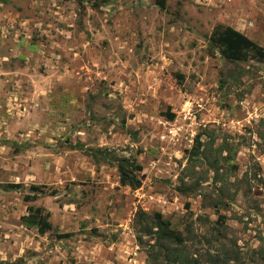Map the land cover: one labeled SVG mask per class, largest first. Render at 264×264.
<instances>
[{
    "label": "rangeland",
    "instance_id": "1",
    "mask_svg": "<svg viewBox=\"0 0 264 264\" xmlns=\"http://www.w3.org/2000/svg\"><path fill=\"white\" fill-rule=\"evenodd\" d=\"M219 25L264 48V0H0V264H148L141 209L219 228L264 264V63L222 59ZM204 130L235 149L223 184L189 167ZM97 149L136 158L142 186L121 185ZM182 179L200 186L180 194ZM33 186L45 194L26 200ZM29 206L51 231L25 224Z\"/></svg>",
    "mask_w": 264,
    "mask_h": 264
},
{
    "label": "trees",
    "instance_id": "2",
    "mask_svg": "<svg viewBox=\"0 0 264 264\" xmlns=\"http://www.w3.org/2000/svg\"><path fill=\"white\" fill-rule=\"evenodd\" d=\"M86 1L88 0H80L82 4ZM210 39L211 45L228 63H245L250 60L264 63V48L230 26H217ZM167 116L172 118V115ZM214 132L204 130L202 133H198L194 139L195 144L187 150V159L189 167H193V169L197 166V162L204 163L207 173L214 174L213 181L223 184V175L220 173L221 161L229 158L224 153L229 155L235 152V149L225 143L214 147L218 139ZM91 152L89 154L97 162L104 161L116 166L121 185L128 186L133 190L142 186L143 175L140 176V174L143 167L136 158L132 156L117 157L108 150L101 149ZM199 186V180L189 184L182 179L177 191L187 196L196 192ZM223 187L217 188L219 199L213 203L215 207L224 203ZM31 190L34 193L32 196H27L26 200L34 201L40 194H45V191L38 186H33ZM186 209H190L189 203H186ZM49 219V213H46L41 207L34 206H29L28 214L23 217L27 226L36 227L41 234L53 229ZM222 219L223 217H220L214 224L223 226ZM206 220H203L204 223ZM133 226L136 231L137 243L146 252L148 264H232L233 262V264H244L241 253L236 249L237 243H227L226 241H229L227 235L219 228L212 227L208 235H200L195 232L193 224L189 223L181 231L173 227L172 222L164 218L161 213L151 214L142 209L136 213ZM71 235V233L57 234V237L61 239ZM215 243L217 247H214ZM198 245L200 246L198 247Z\"/></svg>",
    "mask_w": 264,
    "mask_h": 264
}]
</instances>
